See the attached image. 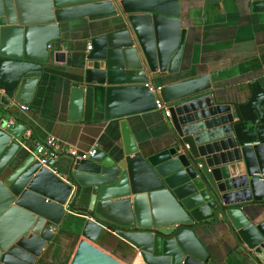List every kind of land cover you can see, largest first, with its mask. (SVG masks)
<instances>
[{
  "label": "water",
  "instance_id": "water-1",
  "mask_svg": "<svg viewBox=\"0 0 264 264\" xmlns=\"http://www.w3.org/2000/svg\"><path fill=\"white\" fill-rule=\"evenodd\" d=\"M250 5L264 12V0ZM183 17L181 0H0V264H123L99 246L114 235L129 264H211L198 229L218 223L264 264V219L245 212L264 203V90L252 83L239 103L220 100L207 72L173 80L185 71ZM81 19L100 26L68 75V119L93 121L103 98L124 148H97L57 173L35 153L31 125L7 115L13 101L30 106L52 61H66L49 45L64 44L66 24ZM157 99L172 138L153 150L126 117L155 110ZM48 179L68 191L58 195ZM65 241L75 246L62 263Z\"/></svg>",
  "mask_w": 264,
  "mask_h": 264
},
{
  "label": "crops",
  "instance_id": "crops-1",
  "mask_svg": "<svg viewBox=\"0 0 264 264\" xmlns=\"http://www.w3.org/2000/svg\"><path fill=\"white\" fill-rule=\"evenodd\" d=\"M181 3L183 26L188 29L182 61L185 71L178 73L173 80L207 72L220 100L239 103L249 99L252 83L258 82L264 90V12H254L250 0H181ZM99 26L100 23L87 19L66 24L64 44L58 48L52 46L53 53L59 50L67 53L66 61H52L46 67L29 110H23L21 105L12 102L8 121L31 125L39 142L55 136L63 146L71 145L81 150L97 147L108 154L122 153L121 120H105L103 98L98 102L93 121L72 122L68 119V75L81 52L88 49L89 38L96 35ZM126 120L141 147L158 150L168 145L172 138L168 117L161 109L131 115ZM72 162L70 156L63 155L53 167L57 173H66ZM48 180L54 182L50 185L58 195L68 191L67 186L55 179ZM80 203H88L86 196L80 199ZM245 212L254 220H262L264 203H251ZM198 236L212 255L211 264H259L253 256L240 249L223 223L198 229ZM108 240V245L100 242L99 246L123 264H129L131 250L128 244L115 235ZM64 245L62 263L71 258L75 246L70 241H65ZM138 263L140 259H135L132 264Z\"/></svg>",
  "mask_w": 264,
  "mask_h": 264
},
{
  "label": "built area",
  "instance_id": "built-area-1",
  "mask_svg": "<svg viewBox=\"0 0 264 264\" xmlns=\"http://www.w3.org/2000/svg\"><path fill=\"white\" fill-rule=\"evenodd\" d=\"M52 48V45H49ZM92 45H88V49H91ZM23 110H29L28 106H21ZM157 108L164 111L166 117H170V111L167 105L161 100L157 99ZM14 124V121L11 122ZM35 153L37 154L40 162L43 165H47L50 160H58L63 155H68L73 159L85 160L95 157L97 153V147H94L90 150H81L71 145H62L55 136H49L43 142H37L35 147ZM264 180V174H257Z\"/></svg>",
  "mask_w": 264,
  "mask_h": 264
}]
</instances>
